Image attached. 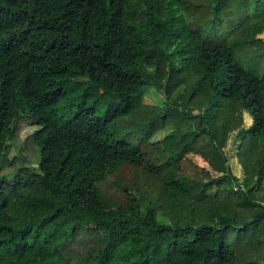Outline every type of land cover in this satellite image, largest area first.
Here are the masks:
<instances>
[{"label": "trees", "instance_id": "1", "mask_svg": "<svg viewBox=\"0 0 264 264\" xmlns=\"http://www.w3.org/2000/svg\"><path fill=\"white\" fill-rule=\"evenodd\" d=\"M263 187L264 0H0V264H264Z\"/></svg>", "mask_w": 264, "mask_h": 264}, {"label": "rangeland", "instance_id": "2", "mask_svg": "<svg viewBox=\"0 0 264 264\" xmlns=\"http://www.w3.org/2000/svg\"><path fill=\"white\" fill-rule=\"evenodd\" d=\"M163 99H164V94L163 92L157 90L155 87H148L145 89L144 95H143V99L142 102L143 103H147V104H158V105H162L163 104ZM174 128L172 126H168L165 129L158 131L155 136L152 138V141L157 142L162 140L167 134H169ZM32 129L25 127L21 130V132L19 133V138L17 140L18 142H24L27 140V136H29L32 133ZM16 144V143H15ZM12 149L11 152V156L16 155L19 152V145L17 144ZM29 156L31 157V159L33 160V162H35L34 160H36V156L32 155L31 153H29ZM239 171V169L237 170V172ZM235 190V189H234ZM217 192V189H213L211 190V193L213 195H215ZM259 196L261 197L260 199L263 201L264 203V187L263 189L259 192Z\"/></svg>", "mask_w": 264, "mask_h": 264}, {"label": "built area", "instance_id": "3", "mask_svg": "<svg viewBox=\"0 0 264 264\" xmlns=\"http://www.w3.org/2000/svg\"><path fill=\"white\" fill-rule=\"evenodd\" d=\"M239 188V185H235V189L237 190Z\"/></svg>", "mask_w": 264, "mask_h": 264}]
</instances>
